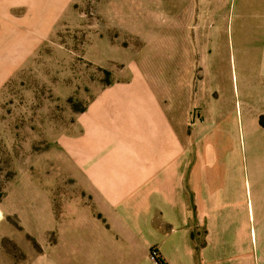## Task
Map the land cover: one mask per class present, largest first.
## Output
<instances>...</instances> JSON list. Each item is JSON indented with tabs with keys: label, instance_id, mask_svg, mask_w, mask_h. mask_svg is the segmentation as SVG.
<instances>
[{
	"label": "crops",
	"instance_id": "1",
	"mask_svg": "<svg viewBox=\"0 0 264 264\" xmlns=\"http://www.w3.org/2000/svg\"><path fill=\"white\" fill-rule=\"evenodd\" d=\"M49 4L0 0L3 59L17 65L41 38L38 16ZM199 7L181 0L168 9L172 19L138 58L132 88L96 105L105 114L92 116L84 152L68 169L83 200L35 264H264V104L239 117L231 94L203 86L194 38L205 28H189ZM153 43L165 49L155 59Z\"/></svg>",
	"mask_w": 264,
	"mask_h": 264
},
{
	"label": "rangeland",
	"instance_id": "2",
	"mask_svg": "<svg viewBox=\"0 0 264 264\" xmlns=\"http://www.w3.org/2000/svg\"><path fill=\"white\" fill-rule=\"evenodd\" d=\"M50 1L38 16L45 32L32 38L17 65L2 58L0 43V76L14 67L0 86V264H35L52 247L69 207L83 200L68 169L84 152L92 116L105 114L96 105L132 88L138 58L165 33L168 9L181 0H59L54 15L57 0ZM190 3L200 7L189 28H205L198 38L206 43L199 46L197 33L194 38L203 86L231 94V103L222 97L239 117L248 107L258 109L264 104V0ZM30 20L38 30L40 23ZM153 45L155 59L165 49Z\"/></svg>",
	"mask_w": 264,
	"mask_h": 264
},
{
	"label": "built area",
	"instance_id": "3",
	"mask_svg": "<svg viewBox=\"0 0 264 264\" xmlns=\"http://www.w3.org/2000/svg\"><path fill=\"white\" fill-rule=\"evenodd\" d=\"M151 255H152L153 258H157L158 257V253H156V251H154V250L152 251Z\"/></svg>",
	"mask_w": 264,
	"mask_h": 264
},
{
	"label": "trees",
	"instance_id": "4",
	"mask_svg": "<svg viewBox=\"0 0 264 264\" xmlns=\"http://www.w3.org/2000/svg\"><path fill=\"white\" fill-rule=\"evenodd\" d=\"M153 251V250H152Z\"/></svg>",
	"mask_w": 264,
	"mask_h": 264
}]
</instances>
